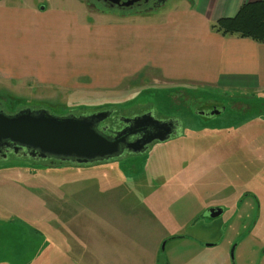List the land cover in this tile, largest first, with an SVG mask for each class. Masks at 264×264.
I'll list each match as a JSON object with an SVG mask.
<instances>
[{"label":"rangeland","instance_id":"obj_1","mask_svg":"<svg viewBox=\"0 0 264 264\" xmlns=\"http://www.w3.org/2000/svg\"><path fill=\"white\" fill-rule=\"evenodd\" d=\"M0 1L66 9L93 26L161 20L184 2L120 15L91 10L84 0ZM0 98L9 110L16 103L58 116L148 110L177 121L169 139L142 153L87 166L16 158L1 166L0 264H264V92H217L146 76L112 90L0 77ZM209 102L225 109L198 115ZM214 205L222 212L204 216Z\"/></svg>","mask_w":264,"mask_h":264},{"label":"crops","instance_id":"obj_2","mask_svg":"<svg viewBox=\"0 0 264 264\" xmlns=\"http://www.w3.org/2000/svg\"><path fill=\"white\" fill-rule=\"evenodd\" d=\"M256 1L184 0L161 20L101 26L79 23L66 9L0 1V77L112 90L146 76L217 92H264V42L210 27Z\"/></svg>","mask_w":264,"mask_h":264},{"label":"water","instance_id":"obj_3","mask_svg":"<svg viewBox=\"0 0 264 264\" xmlns=\"http://www.w3.org/2000/svg\"><path fill=\"white\" fill-rule=\"evenodd\" d=\"M164 1V0H162ZM44 6H40L44 10ZM224 110L214 108L209 111H197L198 115L212 117ZM114 109L81 112L79 115H53L46 109L31 110L22 108L11 115L0 111V146L7 145L16 158L24 157L31 161L51 159L74 166H87L109 160L125 152L137 154L144 152L154 141H166L176 131L174 118L158 120L151 112L134 117L119 116L125 127L113 131L111 138L103 135L99 124L109 118ZM107 126H100L103 130ZM135 135L131 141L127 137ZM122 145L124 149L122 148ZM222 207H209L203 215L218 216ZM171 236L163 241L174 239ZM213 245V244H207ZM233 258V249L231 250Z\"/></svg>","mask_w":264,"mask_h":264},{"label":"flooded vegetation","instance_id":"obj_4","mask_svg":"<svg viewBox=\"0 0 264 264\" xmlns=\"http://www.w3.org/2000/svg\"><path fill=\"white\" fill-rule=\"evenodd\" d=\"M166 2V0L162 1V0H84V3L92 8L91 10H96L99 12H115V13H119L120 15L122 14H131V15H139V14H145V13H149L152 10H154L156 7H160L161 5H164ZM7 97H5L6 99ZM2 98H0V111L3 112L6 115H11L13 113H15L16 111L22 109V108H26L27 106H18L16 103L15 105H11L12 109H7L5 108L3 102H2ZM9 100H11V98H9ZM210 104H208L209 106H204L202 107L200 110L198 109V111H209L211 112V110H213L214 108L217 109H222L221 106H217L215 105L214 102H209ZM9 104V103H8ZM31 110L33 109H37V108H31L29 107ZM150 112L148 110H143V111H139V112H131L129 115H122L117 111H112L109 118L105 119L103 122H101L99 124V131L105 135L106 137L111 138L113 136V131H118L122 128L125 127V124L121 121H119V116H124V117H134L136 115H141L143 113H147ZM169 119V117L167 118ZM105 124L107 127L103 130L100 129V126ZM135 138V135H130L127 137V141H131ZM150 145V144H149ZM122 148L124 149L123 145ZM125 152V151H124ZM16 158L12 151L9 150V146L4 145V146H0V167L12 162L13 159ZM18 160H23L26 162H33L31 161V159H27L24 157H20V158H16ZM49 160L50 162H55V160H51V159H46V160H38L35 162H43V161H47ZM209 207H216L214 206H209ZM209 207L204 208L205 210ZM204 210V211H205ZM207 217V216H206ZM217 217V216H215ZM210 218V217H209ZM214 218V217H212ZM207 244H213V245H207ZM216 243H206L205 246L209 247V246H215ZM262 252L264 253V248L262 250ZM230 253V252H229ZM230 258H231V253H230ZM233 260V258H231ZM230 259V261H231ZM233 264V263H232Z\"/></svg>","mask_w":264,"mask_h":264},{"label":"trees","instance_id":"obj_5","mask_svg":"<svg viewBox=\"0 0 264 264\" xmlns=\"http://www.w3.org/2000/svg\"><path fill=\"white\" fill-rule=\"evenodd\" d=\"M210 27L222 35L236 34L264 42V0L245 3L233 17L218 19Z\"/></svg>","mask_w":264,"mask_h":264}]
</instances>
